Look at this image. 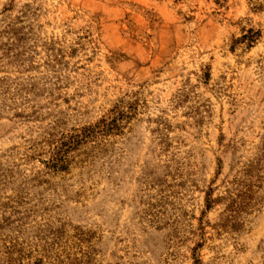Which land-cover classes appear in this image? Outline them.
I'll return each instance as SVG.
<instances>
[{"label": "rangeland", "instance_id": "obj_1", "mask_svg": "<svg viewBox=\"0 0 264 264\" xmlns=\"http://www.w3.org/2000/svg\"><path fill=\"white\" fill-rule=\"evenodd\" d=\"M0 264H264V0H0Z\"/></svg>", "mask_w": 264, "mask_h": 264}, {"label": "trees", "instance_id": "obj_2", "mask_svg": "<svg viewBox=\"0 0 264 264\" xmlns=\"http://www.w3.org/2000/svg\"><path fill=\"white\" fill-rule=\"evenodd\" d=\"M258 34H254L252 37L251 42L256 39ZM110 131H115L116 133H120L121 131V126L118 124L117 119H113L111 121L108 120H103L99 126H96L94 128H88L84 130V133L82 135H76L72 138V143L75 145H81L85 144L86 140L93 138V137H98L101 135H104L105 133H109ZM113 133V132H112ZM69 144V145H62L64 147L61 148H56L57 152L54 154L52 161L50 162L51 166L57 170H65L67 169L68 165V156L66 153L70 151L75 145ZM65 149V150H64ZM77 149V148H74ZM73 149V151H74ZM208 207H210V201H207ZM238 211V209H237Z\"/></svg>", "mask_w": 264, "mask_h": 264}]
</instances>
